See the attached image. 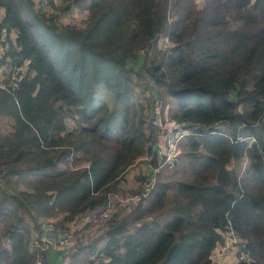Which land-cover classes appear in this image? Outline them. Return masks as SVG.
<instances>
[{
	"label": "trees",
	"instance_id": "trees-1",
	"mask_svg": "<svg viewBox=\"0 0 264 264\" xmlns=\"http://www.w3.org/2000/svg\"><path fill=\"white\" fill-rule=\"evenodd\" d=\"M63 1L88 11L87 24L61 25L35 0H0V33L10 40L0 57V114L12 119L0 128V264H35L25 209L62 214V225L86 211L102 216L110 194L132 192L122 186L128 167L146 154L157 165L153 118L162 101L166 120L209 129L185 136L150 194L110 213L101 235L85 225L69 258L264 264V0ZM162 36L173 42L167 50ZM161 85H170L168 110ZM243 156L240 176L229 164ZM227 243L236 262L214 261ZM101 245L107 260L92 257ZM52 256L46 264L62 258Z\"/></svg>",
	"mask_w": 264,
	"mask_h": 264
},
{
	"label": "built area",
	"instance_id": "built-area-1",
	"mask_svg": "<svg viewBox=\"0 0 264 264\" xmlns=\"http://www.w3.org/2000/svg\"><path fill=\"white\" fill-rule=\"evenodd\" d=\"M11 35H14V33H11ZM7 36V30L3 29L0 33V42L5 40ZM165 42V46L169 48L171 46L170 40L166 38ZM3 52L4 49L0 48V57L2 56ZM12 83L15 87H17L18 77ZM164 87L168 89L170 88V85H165ZM67 122L69 125H72L73 119L68 117ZM153 122L159 127L158 136L154 144L157 151V165L153 166L151 164L152 157L150 155H144L142 159L145 160L146 166L143 164L142 166L135 167L137 173L143 175L140 184H138L136 188L137 191L135 190L134 192H129L127 196L117 192L110 194L109 203L102 214L103 217L110 216L111 209L116 200L123 203H138L147 197L157 183L159 172L166 166L172 165L176 162L177 156L180 152V143L183 138L190 134H201V130L209 129L208 126L201 122L197 123L166 120L165 106L163 105V101L162 105L159 104L158 108L156 109ZM248 137L251 138L249 141L255 139L253 136H247L245 138L248 139ZM96 217L97 216L94 212L86 211L62 225L51 221L43 224L40 233L35 237L33 242L34 248L36 250L35 264H46L49 259V254L53 252L59 254L62 257V260L68 259L72 248L76 246L79 241L81 242L84 239V233H78V231L82 226L84 227L88 221H93L96 219ZM81 219L82 221L80 224H74L75 222H79ZM7 243L9 244V242ZM228 248L229 244H225L220 248H215L211 254V258L214 261L219 260L222 256L227 254ZM219 254L220 258L216 259ZM92 257H98L97 260H107L105 252L102 249V245L99 247L96 253L92 255Z\"/></svg>",
	"mask_w": 264,
	"mask_h": 264
},
{
	"label": "rangeland",
	"instance_id": "rangeland-1",
	"mask_svg": "<svg viewBox=\"0 0 264 264\" xmlns=\"http://www.w3.org/2000/svg\"><path fill=\"white\" fill-rule=\"evenodd\" d=\"M203 1L204 0H199V5L202 4ZM54 2L56 4L55 7L52 6L48 0H35V9L37 8L36 10H38L39 12H42V13H46V12L50 13L51 12L50 14H58V22L61 25L64 24V23H68V22H76L78 25L87 24V21H88L87 19H88V14H89L88 11L76 9V7L65 9L64 6H66L65 5L66 2L63 1V0H54ZM171 16H172V12H171ZM171 16H169V17L171 18ZM11 37L14 38L15 36L11 35ZM164 37L165 36H162L159 39V43H158L159 47L162 48V49L167 48L165 46V44H166L165 40H166L167 37H165V39H164ZM3 42H5V43H3ZM170 42H171V45H173V42L171 40H170ZM9 43H10L9 38L8 39L6 38L2 42H0V48L6 49L7 45H9ZM165 50H167V49H165ZM5 67H6L5 64H0V78L4 77L3 73H4V70H5ZM23 68L26 69L27 66L24 65ZM0 82H2V81H0ZM166 89L167 88H165L163 85H161L158 88V93L160 95H163L165 93ZM103 97H104V99L111 100L113 98V93L110 90H105L103 92ZM163 97L165 98L164 100H165V103L167 104L166 107H167V110H168V107H169L168 106V102L170 101V96H168V94L165 93ZM68 114H69L68 116L72 117L71 113H68ZM68 116H66V120H67ZM73 119L75 121V118H73ZM11 121H12L11 118H8L6 116H2L0 114V128L6 129L8 127V125H9V123H11ZM249 136H255V135H249ZM248 140H251V138L248 137ZM143 156L138 158L134 162V164L131 165L130 167H128V170L125 171L126 172L124 174V175H126V179H125V182H124L125 185L122 183L123 188H125V189L122 188L124 191L129 190V191L134 192V190H136L138 184H140L143 175L137 173V170H136L135 167L142 166L143 164L146 166L145 160L142 159ZM177 160H178V158H177ZM248 161H249L248 157L247 156H243V158H240L237 161H233V162L231 161L229 165L232 168H237L238 173L240 174V176H243L244 175V170L247 167ZM142 181H144V180H142ZM126 186L129 189H126ZM135 205H136V203H132V202H127V203H124V204L118 202V203H116V205H113V207L111 209V213L113 211H116V210H118L119 212L123 213V212H126V211L132 209ZM118 207H119V209H118ZM25 216H26L27 220L31 221V226L32 227L30 229L31 230L30 234L32 233V236H31V238L29 237V241L31 243L32 248L34 249L33 242H34L36 231H40L42 225L45 224L48 221L56 223L55 221L59 220V218L62 216V214H60L58 216H54L52 218H48V217H45V216L37 215L35 212H33V213L29 212L27 209H25ZM105 220L107 221L106 217L99 216V217H96V219H94L93 221H88L86 223V226L89 223L90 224L92 223L93 225L90 227L91 231L93 232L94 236H98V235H101L104 232V230H105V225H104L105 224ZM81 221H82V219L79 222H75L74 224L78 225V224L81 223ZM36 226H39V228L36 227ZM82 227L80 228L78 233H80V232L84 233V231H82ZM38 233L39 232H37V234ZM30 234H28V235H30ZM228 239H229V241L232 240L233 242H236L238 240L236 238V236H229ZM5 244L6 245L8 244L7 241H5ZM235 248H237V247L234 246V247L231 248V253H230V248H228L227 254H225L221 258H220V254H219L216 257V259L220 258L219 259L220 262H224V261L236 262V260L238 259V256H237V254L235 252ZM59 259L62 260V258H59ZM57 264H61V262L58 261ZM63 264H75V262L72 261L71 257H70L68 259L63 260ZM95 264H97V263H95Z\"/></svg>",
	"mask_w": 264,
	"mask_h": 264
},
{
	"label": "crops",
	"instance_id": "crops-1",
	"mask_svg": "<svg viewBox=\"0 0 264 264\" xmlns=\"http://www.w3.org/2000/svg\"><path fill=\"white\" fill-rule=\"evenodd\" d=\"M54 254H56V253H50V257L52 256V255H54ZM54 256H52V259L51 260H54L55 259V257L53 258ZM59 260V259H58ZM58 260L56 261V262H58Z\"/></svg>",
	"mask_w": 264,
	"mask_h": 264
}]
</instances>
